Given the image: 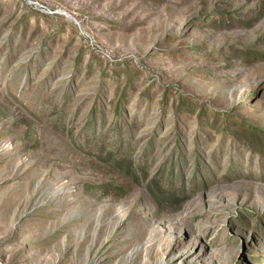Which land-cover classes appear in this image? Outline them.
I'll return each instance as SVG.
<instances>
[{"label": "rangeland", "instance_id": "rangeland-1", "mask_svg": "<svg viewBox=\"0 0 264 264\" xmlns=\"http://www.w3.org/2000/svg\"><path fill=\"white\" fill-rule=\"evenodd\" d=\"M0 264H264V0H0Z\"/></svg>", "mask_w": 264, "mask_h": 264}]
</instances>
